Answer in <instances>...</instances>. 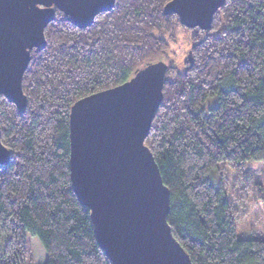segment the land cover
<instances>
[{"label":"trees","instance_id":"trees-1","mask_svg":"<svg viewBox=\"0 0 264 264\" xmlns=\"http://www.w3.org/2000/svg\"><path fill=\"white\" fill-rule=\"evenodd\" d=\"M169 1L116 0L85 28L57 9L46 26L48 43L23 75L26 111L0 98L10 153L0 164V264H29L28 233L44 264H113L71 182V106L135 77L166 53L177 25L191 30L190 52L168 63L145 140L171 191L167 221L192 264H264V237L239 236L228 193L212 182L221 162L264 164V0H226L207 30L165 13Z\"/></svg>","mask_w":264,"mask_h":264},{"label":"water","instance_id":"water-1","mask_svg":"<svg viewBox=\"0 0 264 264\" xmlns=\"http://www.w3.org/2000/svg\"><path fill=\"white\" fill-rule=\"evenodd\" d=\"M116 0H0V98L26 111L23 79L33 49L47 45L57 9L85 28ZM226 0H170L164 12L182 25L210 29ZM168 64L146 65L132 79L81 98L70 112L71 182L90 208L98 244L113 264H192L167 221L171 191L146 147L163 99ZM1 113V106H0ZM0 164L10 159L1 141Z\"/></svg>","mask_w":264,"mask_h":264},{"label":"rangeland","instance_id":"rangeland-1","mask_svg":"<svg viewBox=\"0 0 264 264\" xmlns=\"http://www.w3.org/2000/svg\"><path fill=\"white\" fill-rule=\"evenodd\" d=\"M174 36L175 38L171 39L170 48L167 49L166 53L154 58L155 60L151 64L163 61L166 64L171 63L179 66L187 60L190 52L189 46L192 44L191 30L177 25ZM180 69H183V67ZM217 102L218 100L213 97L207 100L206 106H214ZM212 176L214 178L212 180L213 184L217 185L221 181L228 193V199H230L235 213L239 236L263 238L264 201L258 197L255 185L264 186V164L255 160H249L238 166L221 162ZM2 240L3 235L0 233V242ZM27 240L29 247L27 261L29 264H44L47 258V251L43 247L41 240L30 233L27 235Z\"/></svg>","mask_w":264,"mask_h":264}]
</instances>
